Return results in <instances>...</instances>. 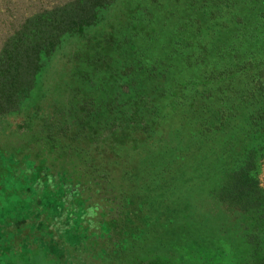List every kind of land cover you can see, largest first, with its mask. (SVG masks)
<instances>
[{
	"label": "trees",
	"instance_id": "1",
	"mask_svg": "<svg viewBox=\"0 0 264 264\" xmlns=\"http://www.w3.org/2000/svg\"><path fill=\"white\" fill-rule=\"evenodd\" d=\"M120 1L0 0V257L17 248L51 250L55 264H176L144 248L170 220L156 203L164 191L134 180L132 154L14 118L42 73L54 72L56 52L116 4L111 32L128 43L119 53L159 70L165 94L140 92L95 129H135L159 149L156 125L177 118L182 148L163 186L189 179V161L195 175L212 173L210 198L247 229L249 253L237 264H264V0H141L158 9L129 26Z\"/></svg>",
	"mask_w": 264,
	"mask_h": 264
},
{
	"label": "rangeland",
	"instance_id": "2",
	"mask_svg": "<svg viewBox=\"0 0 264 264\" xmlns=\"http://www.w3.org/2000/svg\"><path fill=\"white\" fill-rule=\"evenodd\" d=\"M124 1H120L124 8L122 13L129 8L131 19L122 20L125 21L122 23L128 24L123 26L134 23L140 25L142 17L158 9L153 4L144 5L141 0ZM119 8L115 4L104 11L106 20L96 26L85 27L87 29L93 26L86 30L88 35L82 34L66 41V46L69 47L65 48L64 45L60 50L67 53L62 54L60 50L56 52V56L48 64L49 69L53 68L54 72L42 73L39 86L22 103L14 118L25 117L34 125L63 128L78 137H94L112 152L116 148L114 143H118L122 153L132 154L128 163L134 169V180L136 183H148L151 192L164 191L161 200L156 203H160L161 216L170 220L164 226L175 227L172 231L174 234L165 230L164 226L156 229L160 235L146 242L145 250L163 255L171 254L176 264H237L249 253L244 235L247 229L239 215L224 210L210 198L207 189L215 181L213 174L201 177L197 171L195 175L192 161H189L188 169L182 173L183 177L189 175V179L184 178L180 183L173 184L174 187L167 184L163 186L164 177L171 174L167 170L169 160L182 148L177 132V118L165 116L156 125L158 132H162L159 149L148 148L147 141L150 138L135 129L128 130V134L127 130L119 131V128H113L108 134L95 129L97 124L105 123L108 117H115V111L119 109L121 102L140 92L149 93L153 99L155 94H165L162 89L164 81L156 76L160 74L159 70H154L148 64L139 68L131 66L133 59L124 55L122 57L119 53L128 45L111 32L118 25L116 14ZM140 12L143 13L139 14ZM128 42L134 48L141 45L139 42L132 43L130 39ZM150 56L154 55L150 53L148 57ZM63 61L65 67H62ZM138 62L142 61H136V65ZM157 83H163V86L155 87ZM55 88H59V91ZM164 132L167 134L164 135ZM123 165L127 167L128 164ZM262 175L264 176V166ZM15 262L55 264V256L51 250L27 249L20 252V249L14 248L9 259L0 257V264Z\"/></svg>",
	"mask_w": 264,
	"mask_h": 264
}]
</instances>
